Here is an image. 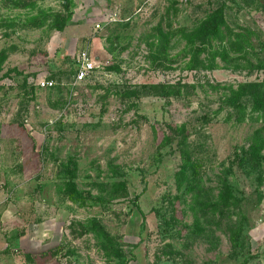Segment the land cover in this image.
<instances>
[{"label":"rangeland","instance_id":"374dc122","mask_svg":"<svg viewBox=\"0 0 264 264\" xmlns=\"http://www.w3.org/2000/svg\"><path fill=\"white\" fill-rule=\"evenodd\" d=\"M248 83L264 0H0V264H264V113L227 102ZM223 181L235 251L204 207Z\"/></svg>","mask_w":264,"mask_h":264},{"label":"trees","instance_id":"16d2710c","mask_svg":"<svg viewBox=\"0 0 264 264\" xmlns=\"http://www.w3.org/2000/svg\"><path fill=\"white\" fill-rule=\"evenodd\" d=\"M223 25L224 9L223 7H218L200 24L198 29L195 31L196 37L194 38V42H199L200 45L197 51L215 38L219 34ZM149 88L155 89L156 86H150ZM243 100H246L250 104L253 112L264 113V93L260 84L248 83L240 86V88L233 93L232 97L227 102L233 110L237 111L241 108L240 103ZM262 148L263 143L255 142L246 152H242L248 164L257 172L260 171L259 162L261 161L260 152ZM193 182L195 184L199 183L196 177H193ZM70 187L72 195H74V197L72 196V199L76 200V198H80L81 196L75 193L73 185ZM109 188L112 196H115L116 198H124L128 196L126 184L123 181L112 183ZM194 188L195 186H192L190 191ZM206 201L207 202L204 204V207L206 208V215H211L213 220L217 217L216 224L219 229L224 228L226 233H228L230 236V242L233 246L232 249L234 251L237 248L242 249V245H239L238 243L240 240L241 229L237 224L232 223L230 217L228 216L232 206V208H237L232 204V193L229 184L226 181L222 182L220 194L215 202L208 199ZM95 228L99 229L97 225Z\"/></svg>","mask_w":264,"mask_h":264},{"label":"built area","instance_id":"2783aa9c","mask_svg":"<svg viewBox=\"0 0 264 264\" xmlns=\"http://www.w3.org/2000/svg\"><path fill=\"white\" fill-rule=\"evenodd\" d=\"M77 62L78 67L74 73L73 80L75 83H82L93 73L94 64L86 53H82ZM51 85V83L42 82L40 87L46 88L51 87Z\"/></svg>","mask_w":264,"mask_h":264}]
</instances>
